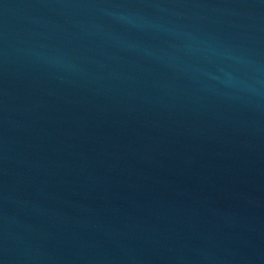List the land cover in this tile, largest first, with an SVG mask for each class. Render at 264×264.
<instances>
[{
    "label": "water",
    "instance_id": "95a60500",
    "mask_svg": "<svg viewBox=\"0 0 264 264\" xmlns=\"http://www.w3.org/2000/svg\"><path fill=\"white\" fill-rule=\"evenodd\" d=\"M0 264H264V0H0Z\"/></svg>",
    "mask_w": 264,
    "mask_h": 264
}]
</instances>
